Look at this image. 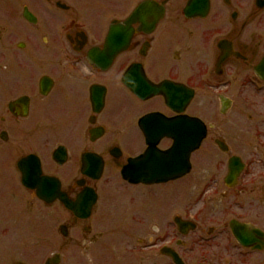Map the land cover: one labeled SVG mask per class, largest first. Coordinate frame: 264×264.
Here are the masks:
<instances>
[{
	"label": "flooded vegetation",
	"instance_id": "flooded-vegetation-1",
	"mask_svg": "<svg viewBox=\"0 0 264 264\" xmlns=\"http://www.w3.org/2000/svg\"><path fill=\"white\" fill-rule=\"evenodd\" d=\"M190 1L0 0L5 264H264V0ZM185 119L187 173L152 182Z\"/></svg>",
	"mask_w": 264,
	"mask_h": 264
},
{
	"label": "water",
	"instance_id": "water-1",
	"mask_svg": "<svg viewBox=\"0 0 264 264\" xmlns=\"http://www.w3.org/2000/svg\"><path fill=\"white\" fill-rule=\"evenodd\" d=\"M194 3H196V1L191 0L190 5L192 6ZM183 123H184V126L190 128V125H188L189 124L188 120L185 119ZM178 124L180 125L181 122H178ZM194 124L196 128L194 133L186 129L184 130L183 134H178V136L176 132L177 122L174 121V122L168 123L167 126L165 125V127H167L168 130L172 131V134L170 136L173 138L174 144L170 150L166 151L165 153H162L161 156L159 155L158 164L156 165L157 169L159 167V170L154 169V166L150 168L152 169L151 170L152 175L154 171L159 172L158 177L153 178V180L160 182V181L169 180L171 178H175L176 176H178L177 175L178 173H176V170L180 171V174H185L187 172L188 170V160L187 159L189 157V154L195 148L193 144L194 143L198 144V142L202 140V135L204 133V128L199 122H195ZM197 128H199V132L197 131ZM177 139L179 141L178 144H177ZM182 141L184 142V144L181 148L180 143ZM181 150H182V156L184 158L183 167L180 165V162H177V160L175 159L177 156H179L177 155V151L181 152ZM170 175L172 177H170ZM123 178H125L126 180H130L129 174H128V167H126L123 172ZM234 237L238 243L245 244L243 237L239 233H234ZM173 260L175 264H181V262L178 261L174 256H173Z\"/></svg>",
	"mask_w": 264,
	"mask_h": 264
},
{
	"label": "rangeland",
	"instance_id": "rangeland-1",
	"mask_svg": "<svg viewBox=\"0 0 264 264\" xmlns=\"http://www.w3.org/2000/svg\"><path fill=\"white\" fill-rule=\"evenodd\" d=\"M110 198V200H113L114 193L110 190L108 194L106 195ZM157 206V204H156ZM12 253L10 250H6V248L0 249V264H5L6 260L8 259V256ZM195 254H198V259L196 260L195 264H225V256L227 258H230L233 260L234 264H242L241 263V257L239 256L240 251H238L236 248H234L233 244L229 243L228 245L225 244L222 249H216L213 247L212 250H202L200 247H195ZM212 254V255H211ZM209 255H211L209 257ZM205 259L206 261H202ZM20 261H23L24 263H27L26 260L21 257H18ZM106 260V259H105ZM214 260V261H212ZM29 264H36V259L31 255L28 258ZM105 264H113L112 262H108ZM116 264H137L135 261L129 262H116ZM245 264H251V263H245Z\"/></svg>",
	"mask_w": 264,
	"mask_h": 264
}]
</instances>
